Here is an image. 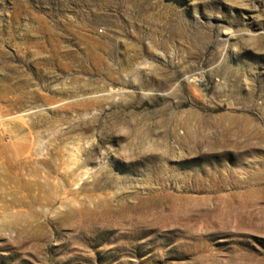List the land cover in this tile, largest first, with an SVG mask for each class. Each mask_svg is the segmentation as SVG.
Listing matches in <instances>:
<instances>
[{
	"label": "rangeland",
	"instance_id": "rangeland-1",
	"mask_svg": "<svg viewBox=\"0 0 264 264\" xmlns=\"http://www.w3.org/2000/svg\"><path fill=\"white\" fill-rule=\"evenodd\" d=\"M0 62V264H264V0H0Z\"/></svg>",
	"mask_w": 264,
	"mask_h": 264
},
{
	"label": "bare ground",
	"instance_id": "bare-ground-1",
	"mask_svg": "<svg viewBox=\"0 0 264 264\" xmlns=\"http://www.w3.org/2000/svg\"><path fill=\"white\" fill-rule=\"evenodd\" d=\"M86 37L83 38V42L85 44L84 46V52L82 53V57L85 61H89L91 62L92 66L94 69H99L101 68L102 66H105L106 65V58L104 57V53L105 51H107V47L104 43H102V41H100L99 39H96V38H93V37H90V36H87L85 35ZM50 40V39H49ZM52 41V40H51ZM48 42V41H47ZM53 42V41H52ZM61 46V45H60ZM51 55L45 59V64H57L61 69L63 70H69L71 67H70V64L67 63V62H64L62 60V57L64 55H67L64 53V55H61V52H60V48H59V45H56V44H52L51 46ZM63 50V49H61ZM70 55V54H69ZM74 55V54H73ZM81 56V55H80ZM79 57V56H78ZM73 58V57H72ZM71 58V59H72ZM75 58V57H74ZM5 61V60H4ZM73 61V60H72ZM1 63V62H0ZM81 63V62H79ZM83 63V62H82ZM8 70L10 72L14 71V66L12 65V63H9V62H6L5 63ZM1 65V64H0ZM43 65V64H42ZM40 66V65H39ZM83 68V67H82ZM85 68V67H84ZM83 103V102H82ZM81 106H84L85 108H87L86 110H88L89 108H93L96 104L95 101H92V102H87V103H84V104H80ZM90 105V107H89ZM187 125V124H186ZM188 132V135H191L192 132H191V129H188L187 130ZM89 171H87L84 175H89ZM83 175V177H85ZM91 175V174H90ZM79 176V175H78ZM75 174L72 175L73 177V180L70 181L69 183H72L73 186H76L78 185V180H77V177ZM70 179V177H68ZM37 180V178H36ZM34 180L33 182H30L28 183L26 186L27 190L29 191V193H32L33 194V197L35 198V201H39V192H43L44 194H46L47 192L49 193L50 191H53V195H49V197L51 198H48V196L45 199V201L47 202H50V204H53V200L55 199H58V198H61L62 195H64L65 197H62V207H63V210L61 212H59V215L58 216H61L63 218H67V217H70V216H74L72 214L76 213V211H78V208L85 205V204H82L80 201H79V190L77 191H71V192H68L66 186L68 185V183L66 184V180L65 179H61L57 182H53L51 181L50 179H43L44 181L41 182L40 181H36ZM39 180V179H38ZM26 184V183H25ZM75 190V189H74ZM36 191H38V193H36ZM47 193V194H48ZM70 196V197H69ZM89 197V196H88ZM92 197V196H90ZM55 198V199H53ZM87 199V197H85ZM101 198V197H100ZM43 199V200H44ZM34 201V200H33ZM43 201V202H45ZM93 201V200H92ZM55 202V201H54ZM60 202V201H59ZM94 202V201H93ZM96 202V203H95ZM94 202V207L95 208H98L100 207L101 209H104L105 212H113V210L115 209V205L113 203L112 200H110L109 198H102V199H98ZM41 203V202H40ZM44 204V203H43ZM119 205V208H121V210H131L133 208L132 205L126 203V202H120L118 203ZM41 205V204H40ZM54 205V204H53ZM45 206V205H44ZM84 207V206H83ZM46 208V207H45ZM82 208V207H81ZM62 209V208H61ZM134 209V208H133ZM50 210V209H49ZM52 210V209H51ZM41 211V210H40ZM43 211V210H42ZM81 211V209H80ZM89 211V210H88ZM103 211V210H102ZM101 211V212H102ZM36 213V212H35ZM44 213V212H43ZM79 214V213H78ZM105 214V213H104ZM36 215V214H35ZM39 216V215H38ZM30 222V221H29ZM46 223V222H45ZM97 223V222H96ZM95 230V229H94ZM91 235V234H90ZM95 235V234H94ZM86 236V235H85ZM106 236V235H105ZM92 237V236H91ZM104 237V236H103ZM88 238V237H87ZM105 238V237H104ZM48 239V238H47ZM96 239V238H95ZM120 239V238H119ZM87 240V239H85ZM91 241V240H90ZM118 241V239L116 240ZM93 244V243H91Z\"/></svg>",
	"mask_w": 264,
	"mask_h": 264
},
{
	"label": "crops",
	"instance_id": "crops-1",
	"mask_svg": "<svg viewBox=\"0 0 264 264\" xmlns=\"http://www.w3.org/2000/svg\"><path fill=\"white\" fill-rule=\"evenodd\" d=\"M12 121H14V120H12ZM8 122V121H7Z\"/></svg>",
	"mask_w": 264,
	"mask_h": 264
}]
</instances>
